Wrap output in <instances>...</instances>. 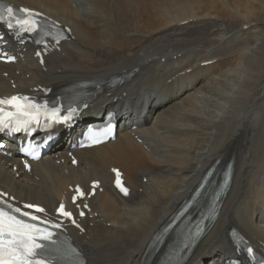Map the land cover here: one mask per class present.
Listing matches in <instances>:
<instances>
[{
  "label": "bare ground",
  "instance_id": "6f19581e",
  "mask_svg": "<svg viewBox=\"0 0 264 264\" xmlns=\"http://www.w3.org/2000/svg\"><path fill=\"white\" fill-rule=\"evenodd\" d=\"M9 1L45 12L70 34L42 65L36 48L11 43L17 60L0 63V96L95 80L104 90L81 119L55 130L54 149L29 171L14 151L0 155V188L54 215L58 202L68 204L70 186L88 190L99 180L83 201V231L68 227L86 264H157L164 252V245L156 249L158 230L208 167L216 162L218 183L231 160L218 215L183 264H218L231 253V226L264 247V0ZM134 69L109 88L113 76ZM120 106L128 114L113 140L69 150L77 127L93 121L86 114ZM114 167L127 196L111 185Z\"/></svg>",
  "mask_w": 264,
  "mask_h": 264
},
{
  "label": "snow or ice",
  "instance_id": "6c2138e0",
  "mask_svg": "<svg viewBox=\"0 0 264 264\" xmlns=\"http://www.w3.org/2000/svg\"><path fill=\"white\" fill-rule=\"evenodd\" d=\"M41 16V13L32 9L25 7L16 9L0 0V22L4 23L9 31H14L17 37L23 33H38L40 38L35 41L37 44H45L47 47L44 38L48 36L58 43L62 33H53L49 30L50 27L56 28L57 25H49L41 21L39 19ZM37 55L39 56L40 53L38 52ZM4 57L9 61L15 59L6 53H0V58ZM79 114L80 109L73 107L71 103L65 107L57 101L50 107L47 101L38 103L27 96L0 97V132H24L30 135L37 129H50L57 124L68 125ZM111 129V124L99 131L89 129L87 137L92 143H99L100 136L109 134ZM48 139L51 137L49 136ZM35 147V145H29L22 150L38 158L39 153L34 151ZM25 166L27 167V163ZM116 185L125 195L128 194V189L122 185L118 172ZM84 195L85 193L77 186L76 195L72 197L73 202ZM7 196V193H0V264H57L59 260L78 264L73 260L76 250L63 245L55 238L57 234L52 229H58L60 225L52 224L50 220L37 215V213H45L43 207L34 204L16 207L5 199ZM56 211L63 217L71 218L72 216L71 212L65 210L63 203ZM72 223L75 224V220ZM233 238L238 249L246 243L238 234H234ZM244 250L254 264L257 261L259 264H264V258H258L251 246H247Z\"/></svg>",
  "mask_w": 264,
  "mask_h": 264
}]
</instances>
